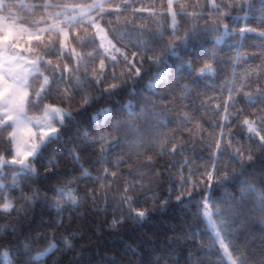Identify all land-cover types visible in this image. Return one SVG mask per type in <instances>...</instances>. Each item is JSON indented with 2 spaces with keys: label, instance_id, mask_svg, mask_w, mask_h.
I'll return each instance as SVG.
<instances>
[{
  "label": "clouds",
  "instance_id": "1",
  "mask_svg": "<svg viewBox=\"0 0 264 264\" xmlns=\"http://www.w3.org/2000/svg\"><path fill=\"white\" fill-rule=\"evenodd\" d=\"M173 3L0 0V264H264V0Z\"/></svg>",
  "mask_w": 264,
  "mask_h": 264
},
{
  "label": "snow or ice",
  "instance_id": "2",
  "mask_svg": "<svg viewBox=\"0 0 264 264\" xmlns=\"http://www.w3.org/2000/svg\"><path fill=\"white\" fill-rule=\"evenodd\" d=\"M96 2L99 3L101 6H103L104 3H105V0H96ZM125 3L130 7V9L132 11L137 12L139 14L151 15V16L155 17L156 19L165 18V16H166V18H167V20H168V22L170 24L174 25L176 23L175 5L173 3V0H167L168 7H167V10H166V13L164 11V5L163 4L161 5L159 16L156 15L157 14V9L154 7V3L153 4H148V5H144V4L137 5V4H133L132 0H125ZM95 7H96V3L93 4V9H95ZM109 10L115 11V12H120L122 9L117 7L116 5H109ZM85 11H88V10L85 9ZM189 14L192 15V13H189ZM94 27L98 29V33L97 34L99 36H101V38H103V28L99 24L94 25ZM9 28H11V26H9ZM108 46H109L108 43L105 41V47L107 48ZM3 55L11 63V60L13 58L7 57V53L6 52ZM5 91H7V88L5 89ZM245 123H247V121H245ZM262 139H264V137H262ZM18 154H21L22 156H27L30 153L24 152L23 151V144H20V146L18 147ZM207 179H208L209 182L212 181L213 176H212L211 172L207 173ZM139 214L143 215L142 212L139 213ZM205 215L207 216L209 214L207 212H205Z\"/></svg>",
  "mask_w": 264,
  "mask_h": 264
}]
</instances>
